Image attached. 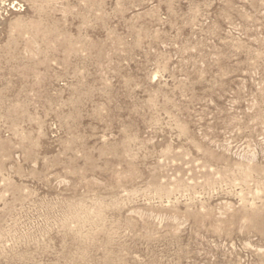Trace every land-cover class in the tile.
I'll return each mask as SVG.
<instances>
[{"label": "rangeland", "instance_id": "obj_1", "mask_svg": "<svg viewBox=\"0 0 264 264\" xmlns=\"http://www.w3.org/2000/svg\"><path fill=\"white\" fill-rule=\"evenodd\" d=\"M0 264H264V0H0Z\"/></svg>", "mask_w": 264, "mask_h": 264}]
</instances>
